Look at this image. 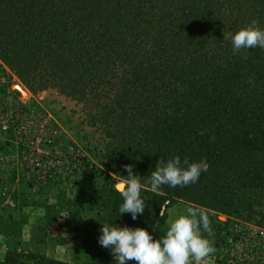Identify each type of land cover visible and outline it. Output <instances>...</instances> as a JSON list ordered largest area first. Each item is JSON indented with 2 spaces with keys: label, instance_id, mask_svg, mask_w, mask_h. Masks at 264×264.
Here are the masks:
<instances>
[{
  "label": "trees",
  "instance_id": "1",
  "mask_svg": "<svg viewBox=\"0 0 264 264\" xmlns=\"http://www.w3.org/2000/svg\"><path fill=\"white\" fill-rule=\"evenodd\" d=\"M252 20L264 29V0H0V59L32 91L53 88L84 104L108 138L101 168L93 165L111 181L92 206L102 227L144 228L159 239L179 199L209 216L213 241L216 219L264 231V49L234 54L223 39ZM175 156L210 167L195 184L152 192L157 161ZM125 165L145 185L136 220L120 216L123 198L109 175L126 179ZM53 221L30 228L46 232ZM27 254L34 264H116L113 256Z\"/></svg>",
  "mask_w": 264,
  "mask_h": 264
},
{
  "label": "rangeland",
  "instance_id": "2",
  "mask_svg": "<svg viewBox=\"0 0 264 264\" xmlns=\"http://www.w3.org/2000/svg\"><path fill=\"white\" fill-rule=\"evenodd\" d=\"M88 109L53 88L32 91L0 59V261L34 264L28 251L66 262L112 256L98 242L102 226L92 207L102 184L111 182L95 171L108 138ZM109 175L115 187L126 181ZM68 205L79 213L68 215ZM189 206L179 199L170 203L166 226L187 215ZM53 207L58 216L49 215ZM50 220L46 232L30 228ZM215 221L216 251L200 264H264V231L238 219Z\"/></svg>",
  "mask_w": 264,
  "mask_h": 264
},
{
  "label": "clouds",
  "instance_id": "3",
  "mask_svg": "<svg viewBox=\"0 0 264 264\" xmlns=\"http://www.w3.org/2000/svg\"><path fill=\"white\" fill-rule=\"evenodd\" d=\"M224 40H230L234 54L241 50L259 47L264 49V29L252 20L246 27L233 33H224ZM246 58V56H245ZM201 135H204L202 130ZM128 172L126 181L116 185V190L123 198L119 208L120 216L128 213L133 220L142 215L146 199L141 196L145 185L139 176L134 174L133 165H125ZM210 165L206 160L190 162L188 157L180 156L165 160L163 157L156 163L150 173L148 186L152 192H159L164 185L186 187L198 182L201 174L207 172ZM166 234L159 239L144 228L120 227L103 223L99 244L111 249L116 264H200L216 251L214 236L209 216L200 208L189 207L187 215H180L169 220ZM203 230V231H202ZM203 233H207L205 236Z\"/></svg>",
  "mask_w": 264,
  "mask_h": 264
}]
</instances>
